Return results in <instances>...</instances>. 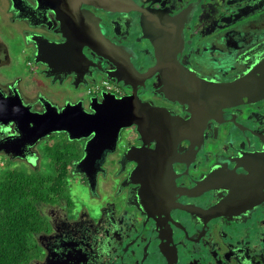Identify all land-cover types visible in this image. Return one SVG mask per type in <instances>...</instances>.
<instances>
[{
	"label": "flooded vegetation",
	"instance_id": "obj_1",
	"mask_svg": "<svg viewBox=\"0 0 264 264\" xmlns=\"http://www.w3.org/2000/svg\"><path fill=\"white\" fill-rule=\"evenodd\" d=\"M77 1L90 15L87 23L66 0H0V100L18 99L36 112L44 110L43 103L60 110L80 102L91 111L89 100L100 101L107 91L115 97L136 95L183 122L206 118L193 135L181 131L168 164L157 147L159 136L156 143L143 141L135 125L120 129L114 147L94 165L79 164L87 139L71 140L77 141V156L68 168L77 197L69 191L68 201L43 204L54 216L44 214L49 229L40 234L42 253L35 264H264V200L256 197L259 188L264 198V187L255 181L264 174V95L253 88L257 100L248 103L241 95V103L219 111L210 108L214 102L205 93L185 95L194 103L193 115L188 104L162 90V75L172 72L156 65L148 34L156 35L147 20L164 9L170 17L190 9L181 31L175 28L183 38L175 55L179 70L206 82L230 83L257 73L264 60V0ZM121 6L126 9L119 12ZM91 30L122 55L110 52L103 58L85 46L91 62L82 74L81 67H67L71 50L41 49L51 74L46 64L34 62L32 37L74 44L91 40ZM56 57L66 64L54 63ZM14 130L13 124H0V139ZM59 134L63 138L54 137ZM66 139L63 132L51 133L30 147V155L14 159L33 164L41 157V141L55 145ZM84 171L94 172L90 183Z\"/></svg>",
	"mask_w": 264,
	"mask_h": 264
},
{
	"label": "water",
	"instance_id": "obj_2",
	"mask_svg": "<svg viewBox=\"0 0 264 264\" xmlns=\"http://www.w3.org/2000/svg\"><path fill=\"white\" fill-rule=\"evenodd\" d=\"M37 1L40 4L41 0ZM66 1L70 5V8L75 6L76 11H80L82 18L87 23L90 15L86 10L78 6V1ZM113 1L119 5L127 4L126 0ZM115 8L116 6L113 10ZM125 9V6H121L118 11H124ZM190 11V9H183L176 15L170 17L167 14L168 10L164 9L159 14H150L151 18L147 19L156 35L148 34L158 59L156 65L159 64L162 69L165 68L172 72L168 73V76L162 75L164 82L162 87L163 92L169 98L178 99L180 102L188 104L187 109L193 115H197L193 108L194 103H190L189 100L185 99V95L188 96V99H192L195 97V93H205L214 102L212 103L213 105H210L213 111L217 109L219 111L222 107L241 103V101H238L241 95L246 97L248 103L257 100L259 98L258 95L263 96L264 60L260 62L257 73L240 77L230 83L219 84L206 82L193 74H186L185 71L179 70L182 68L179 65L180 63L175 59L176 51L179 49L178 46H182L183 42V38L179 32L184 22L187 21ZM242 15H247V11H244ZM177 27H179V32L175 31ZM94 33L91 30V33L89 32L87 34L92 41L87 40L83 42L81 40L74 44L68 42L65 44H55L48 41H39L35 37H32L36 48L34 62L46 64L48 73L51 74L53 72L50 70V63L41 55V49L45 48L46 51L56 53L71 50L73 52L71 58L68 56L65 58L66 62H69L67 67L74 70L81 67L82 74L91 62L82 51L85 46L103 58H109L108 54L110 52L122 55L121 50L119 52L116 47L112 46L113 43L104 38H98ZM148 36L146 35V37ZM62 60L64 61L63 58L56 57L53 62L59 64ZM156 65L155 68L161 73L159 67ZM149 69L143 73L144 77L150 75L148 74ZM132 78L139 81L137 77H130V79ZM126 83L132 85L129 79ZM260 84H262V88H258ZM253 88L260 89L255 91L258 95L255 93L254 96ZM89 101L91 111L85 110L80 102H76L74 104L66 103L60 110H57L56 107L48 103H43L44 110L42 112H36L30 110L28 106L22 104L18 99L12 104L7 99L0 100V124H13L15 127L13 133H7L0 139V151L9 154L11 159L25 158L28 156L27 154H31L29 149L33 144L49 136L51 133L63 132L69 140L87 139L83 147L84 154L79 164L87 162H92L93 164V161L100 158L103 151L106 149L111 150L114 147L120 129L135 125L143 141L147 139L155 141L156 143L154 137L159 136V139H157V147L161 148V156L169 158V160L164 159V163L168 164L171 162V157L175 153L177 140L183 135L181 131H188L193 135L194 129L206 118L203 117L199 122L197 115L189 121L183 122L178 120L179 118L169 117L165 109L154 107L149 102L141 101L136 95L133 96V94L115 97L113 94L103 91L100 94V101L96 98H91ZM213 111L207 117L211 116ZM101 144L102 146L99 147ZM262 162L261 169L264 172V160ZM85 174L90 183L93 179L94 172L89 173L87 171ZM128 178L133 180L130 174ZM163 180L166 181V177L160 179V181ZM255 181L260 182L264 187V174L262 176L257 175ZM256 197L257 202L264 200L259 193V188ZM242 217L245 216L243 215ZM241 223L245 224V219L242 218ZM166 254L171 256L168 252Z\"/></svg>",
	"mask_w": 264,
	"mask_h": 264
},
{
	"label": "trees",
	"instance_id": "obj_3",
	"mask_svg": "<svg viewBox=\"0 0 264 264\" xmlns=\"http://www.w3.org/2000/svg\"><path fill=\"white\" fill-rule=\"evenodd\" d=\"M66 142L42 148V158L49 159L45 169L27 170L24 163L9 167L7 162L0 167V264L41 258L35 235L49 229V223L39 205L69 200L68 164L77 153Z\"/></svg>",
	"mask_w": 264,
	"mask_h": 264
},
{
	"label": "rangeland",
	"instance_id": "obj_4",
	"mask_svg": "<svg viewBox=\"0 0 264 264\" xmlns=\"http://www.w3.org/2000/svg\"><path fill=\"white\" fill-rule=\"evenodd\" d=\"M54 137L63 138V136L61 134H59L57 136H54ZM61 140H64V139H61ZM66 141H67L66 143H68L70 145L69 148L72 149V150H74L77 153V145H76L77 144V141H74L72 143H71V140L66 139ZM47 143H51V141H48ZM44 145L45 144L42 143V141H41L40 144H39V149H38L39 150V155H41V153H42L41 150L44 147ZM11 160L7 159L6 156L0 155V167L5 166V164H4L5 162H7V163L10 164L9 167H15L17 165H21V164L24 163L23 165H25V167L27 168V170H31V169H41L42 170V169H45L46 167H48L47 162L49 161V159L46 160V159L42 158V155L33 164H29L26 161H25L26 163L25 162H22L23 160H21V159H11ZM68 182H69V185H68V193L70 191L71 197L72 196L73 197H77V195H76L77 190H76V188H75V186H74V184L72 182V179L69 177V175H68V178H67V183ZM70 202H71L70 205H72V203L74 202L73 198H71V201ZM56 209L57 208L54 207V211H56ZM39 210L41 211L42 214H48V216H50V217H53L54 216L53 213L50 211V208L49 207H46V209H45V207L42 206V204L39 205ZM35 239H36V241L40 245V242H41V236H40V234L35 235ZM29 264H35L34 260L31 261ZM39 264H41V263H39Z\"/></svg>",
	"mask_w": 264,
	"mask_h": 264
}]
</instances>
